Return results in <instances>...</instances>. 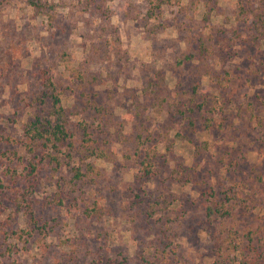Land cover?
Listing matches in <instances>:
<instances>
[{
  "label": "rangeland",
  "instance_id": "1",
  "mask_svg": "<svg viewBox=\"0 0 264 264\" xmlns=\"http://www.w3.org/2000/svg\"><path fill=\"white\" fill-rule=\"evenodd\" d=\"M51 1L0 0V264L259 258L264 0ZM46 76L70 138L27 149Z\"/></svg>",
  "mask_w": 264,
  "mask_h": 264
},
{
  "label": "trees",
  "instance_id": "2",
  "mask_svg": "<svg viewBox=\"0 0 264 264\" xmlns=\"http://www.w3.org/2000/svg\"><path fill=\"white\" fill-rule=\"evenodd\" d=\"M27 4L36 11H43L47 14L52 10L51 0H26ZM160 7V5H157ZM259 24L264 31V12L263 16L259 18ZM2 84V82H0ZM6 84V83H5ZM26 128L24 144L27 149H32L31 146H43L49 147L57 146L65 143L70 138L69 130L67 129L65 119V109L61 104V99L57 93V89L51 77L46 76L41 79L36 90H33L31 94L26 95ZM12 137L7 139V142L12 141ZM35 170V165H30V172ZM74 174L75 177H79V173ZM216 204V203H215ZM216 208V207H215ZM214 205L210 204L206 207V215L212 216L215 212L218 213L220 209H215ZM223 214V215H221ZM228 211L220 213L221 218H226L225 215ZM257 234V230H250L245 233L248 239L247 250L257 252L258 245L254 241V237ZM229 233L227 234V237ZM227 244L222 249L224 253H220L219 258L223 261L229 260L231 263L238 264H264V249L263 252L258 253L259 258L252 260L251 258L243 257V249H241L240 242H236L233 238L225 239ZM224 240V241H225ZM246 246V245H245ZM241 257H238V255ZM220 261L221 264H224Z\"/></svg>",
  "mask_w": 264,
  "mask_h": 264
}]
</instances>
